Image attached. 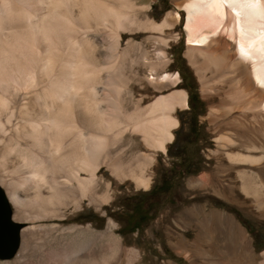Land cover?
Returning <instances> with one entry per match:
<instances>
[{"label":"bare ground","instance_id":"6f19581e","mask_svg":"<svg viewBox=\"0 0 264 264\" xmlns=\"http://www.w3.org/2000/svg\"><path fill=\"white\" fill-rule=\"evenodd\" d=\"M133 6L131 0H0V157L15 155L23 171L4 192L17 210L13 222L59 220L67 204L78 210L82 200L106 199L96 194L97 173L122 134L136 135L154 152H164L171 143L176 110L187 105L185 92L177 90L179 79L166 72L164 51L155 60L144 52L134 67L146 68V82L157 93L163 82L174 90L143 110H123L121 93L128 85L118 64L125 53H119L118 31ZM176 6L181 14L150 28H172L183 17L185 57L203 98L215 102L206 115L214 143L208 159L222 175L234 176L226 188L236 202L246 205L250 197L255 209L264 211V0H181ZM102 36L109 40L107 63L101 60ZM134 160V166L117 159L106 165L115 178L146 190L153 159L139 154ZM211 170L186 188H212ZM210 227L199 223L192 240L181 236L178 254L186 260L187 252L218 256L204 259L206 264H224L227 256L241 254L240 264H257L250 241L233 220L221 215L212 231L223 235H210ZM25 242L14 260L2 264H23ZM62 251L70 261L69 250ZM128 253L134 259V251ZM260 257L264 264V251ZM42 260L38 264H47ZM74 260L102 264L79 253Z\"/></svg>","mask_w":264,"mask_h":264},{"label":"rangeland","instance_id":"374dc122","mask_svg":"<svg viewBox=\"0 0 264 264\" xmlns=\"http://www.w3.org/2000/svg\"><path fill=\"white\" fill-rule=\"evenodd\" d=\"M180 1L131 0L134 6L124 12L125 18L121 20L118 31L119 53L125 52L120 56L118 64L121 78L128 85V92L121 93L126 113H131L135 106L143 110L153 99L167 96L174 90L166 82L160 84V93L148 85L146 68L141 65L134 67L144 52L148 59L155 60L157 54L164 51L169 61L166 72L179 79L177 90L185 92L187 106L183 110H176L178 127L173 132L171 143L164 152H154L141 146L136 135L122 134V141L108 149L97 173L99 187L96 194L98 197L105 195L106 199L101 201L98 198L94 204L89 203V199L82 200L78 210L66 203L67 207L62 209V218L59 220L28 219L24 222L13 219L20 226L19 246L12 258L0 260V264L14 260L23 241H26L28 247L23 264H38L42 258L47 264H79L77 259L74 260L78 253L85 261L95 257L102 264H206L204 259L216 261L218 256L210 254L201 258L187 252L186 260L178 254V241L183 235L192 240L199 223L211 225L210 235H223L220 229L216 233L212 231L221 215L233 220L245 232L256 263L262 261L260 254L264 251V211L256 210L250 197L246 205L236 202L233 193L226 188V184L235 181L234 176L222 175L213 168V161L208 159L214 143L206 115L215 102L209 97L203 98L195 72L185 57L183 17L172 28H150V24L160 25L168 15L175 12L181 14L176 6ZM158 38L165 40L168 46L164 47L157 41ZM100 41L101 60L107 63L109 40L102 36ZM226 85H222L223 89ZM191 94L194 96L192 100L189 99ZM139 154L151 155L153 159L147 171L151 182L146 190L137 189L129 180L115 178L106 165L110 159L133 165ZM0 165V189L6 194L9 183L14 182L23 172L21 160L15 155L4 160L0 157ZM210 169L209 179L214 184L212 188L193 192L186 188L189 181L208 173ZM59 178L56 176V179ZM161 182L166 185V191L150 195ZM241 195L238 193V197ZM9 205L11 216H16V207L12 203ZM134 206H139L135 221H146L131 232L128 222ZM62 249L69 250L70 261L62 257L65 252ZM131 250L135 253L134 259L128 253ZM242 259L243 255L233 254L224 259V264H240Z\"/></svg>","mask_w":264,"mask_h":264},{"label":"water","instance_id":"95a60500","mask_svg":"<svg viewBox=\"0 0 264 264\" xmlns=\"http://www.w3.org/2000/svg\"><path fill=\"white\" fill-rule=\"evenodd\" d=\"M19 224L11 220V207L0 189V260L12 258L19 246Z\"/></svg>","mask_w":264,"mask_h":264},{"label":"trees","instance_id":"16d2710c","mask_svg":"<svg viewBox=\"0 0 264 264\" xmlns=\"http://www.w3.org/2000/svg\"><path fill=\"white\" fill-rule=\"evenodd\" d=\"M189 99L190 100H192V99H194V96L191 94L190 96H189ZM166 185L163 183V182H161V184L159 185V186H157V187H155V188H153V190L150 192V195H153V194H155V193H164L165 191H166ZM138 207L139 206H134V211H133V213L131 214V215H129V222H128V226L129 225H131V232H133L134 230H137L138 229V227L141 225V223H143V222H145L146 221V219L144 220H142L141 222H137V221H135V219L137 218H135V213L137 212V210H138ZM133 221V222H132Z\"/></svg>","mask_w":264,"mask_h":264}]
</instances>
